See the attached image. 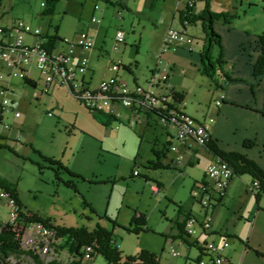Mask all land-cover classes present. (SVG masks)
<instances>
[{
	"label": "rangeland",
	"instance_id": "374dc122",
	"mask_svg": "<svg viewBox=\"0 0 264 264\" xmlns=\"http://www.w3.org/2000/svg\"><path fill=\"white\" fill-rule=\"evenodd\" d=\"M190 1L194 2V14L205 9L204 0H60L54 15L42 16L46 0H2L0 27L10 29L16 21L23 20L35 34L58 35L69 41L78 40L83 32L94 35V47L83 51L89 60L87 82L92 88L116 76L127 79L129 86L136 82L147 88L156 69L169 67L170 78L174 75L179 81L175 88L170 84L176 92L184 91L186 95L182 103L186 115L204 122L214 118L210 109H217L215 100H222L217 87L223 78L216 72V83L186 57H175L174 49L165 50L167 43L177 48L190 47L170 39L173 33L183 32L177 11H184ZM211 6L212 11L236 16L229 26L254 36L264 35L261 0H211ZM94 16L101 24L92 22ZM201 24L189 25L186 30L196 52L205 37ZM119 31L125 34V42L115 51ZM218 53L216 48L213 55ZM119 62L129 70L121 68L115 73L112 67ZM10 73L0 62V74L5 76L0 80V114L5 107L0 125L9 126L0 131V177L18 183L25 212L64 228L92 231L102 227L114 235L123 260L149 252L160 257V264H198L202 257L199 248L220 242L227 231L239 234L246 228L248 209L258 204L251 177L234 176L222 203L215 196L212 205L216 207L204 209L193 193L200 182L207 181L204 163L215 155L199 145L193 151L199 150L201 158H194L184 148L171 151L170 145L178 149L182 145L177 140L176 127L146 111L143 123L132 117L105 128L67 85L52 86L46 92L35 67L29 77L37 83L36 88L25 85L19 76L9 77ZM17 112L19 117L15 116ZM44 158L61 163L75 176L51 166ZM135 171L140 176L134 177ZM69 182L74 188L65 186ZM179 207L198 221L196 233L185 236L194 245L192 248L179 238V225L186 219ZM140 217L146 226L134 223ZM206 220L210 224L207 233L200 226ZM137 227L148 231L127 230ZM213 229L220 232L214 234ZM227 242L230 247L225 255L238 245L229 237ZM172 249L179 256L174 257ZM53 256L62 264L72 261L67 250L58 246ZM8 264L34 263L23 257L12 258ZM93 264H107V260L97 255ZM203 264L212 263L206 258Z\"/></svg>",
	"mask_w": 264,
	"mask_h": 264
},
{
	"label": "built area",
	"instance_id": "2783aa9c",
	"mask_svg": "<svg viewBox=\"0 0 264 264\" xmlns=\"http://www.w3.org/2000/svg\"><path fill=\"white\" fill-rule=\"evenodd\" d=\"M194 7V2H189ZM98 7H96L97 9ZM93 23L101 24V20L94 16ZM187 28H183V32L173 33L171 40L177 43H185L190 46V51H194V40L186 33ZM94 35L85 32L78 35V40L62 41L63 47L56 45L55 49L47 47L48 38L43 34H35L31 25L23 20H18L9 29L8 27H0V62H3L11 71L10 76H19L22 79H30L29 74L35 67L44 82L45 91L48 92L52 86L67 85L73 96L82 104L97 112L110 113L117 118L123 117V112L130 113V119L136 117L139 123H143V112H149L158 109L164 110V124L172 125L177 128V140L184 144L188 141H194L196 145L204 147L210 140L209 123H213L211 118L204 122L188 117L186 113L177 114V110L170 109L173 104V98L176 93L170 84L169 67L159 71L156 69L153 77L147 83V88L135 83L129 86L128 81L119 76L104 79L99 86L92 88L86 80L89 72V60L84 57L83 51L94 47ZM31 37L34 43H28L27 38ZM125 34L118 32L115 42V51L125 42ZM166 51H175L178 49L172 44H166ZM122 62L113 66L115 73L124 68ZM19 70V72H18ZM81 73V76H79ZM5 76L0 74V80ZM225 96H222V100ZM222 100H215V105L219 108L222 106ZM5 107L1 108L3 115ZM183 113V114H182ZM16 117L20 114L17 112ZM9 126L7 124L0 125V131ZM171 151L178 152V148L170 145ZM139 172H135L137 175ZM235 173L231 166L221 160H215L208 168L207 181L199 183L197 189L194 190V198L200 199V204L204 209L210 207L215 201V196L219 200L223 199L230 181H232ZM258 187V183L254 185ZM158 191V187L153 188ZM16 198L0 186V229L7 226L22 227L21 214L23 210L19 207ZM8 212L6 213V211ZM198 224L195 217H191L186 221V231L189 236L196 233L194 227ZM204 231L210 228L209 221L206 220L201 225ZM56 231L42 224H30L24 230L22 237L21 249L25 252H32L39 256L44 262H51L56 258L54 255L55 246L58 244ZM227 241L219 243L210 242L205 245L204 254L209 257L212 264H234L225 255V251L229 248ZM83 256L79 258L78 264H93L95 261L94 251L91 246L86 247L82 251ZM174 257L179 254L172 249ZM27 257L33 260L31 256ZM22 257V258H23ZM203 264V261L201 262Z\"/></svg>",
	"mask_w": 264,
	"mask_h": 264
},
{
	"label": "trees",
	"instance_id": "16d2710c",
	"mask_svg": "<svg viewBox=\"0 0 264 264\" xmlns=\"http://www.w3.org/2000/svg\"><path fill=\"white\" fill-rule=\"evenodd\" d=\"M264 4V0H261ZM2 2V0H0ZM60 0H46L45 10L42 13V16H51L56 12L57 4H59ZM205 9L200 14H194L193 8L190 4L187 5V8L184 11H177L179 15L180 24L183 28H187L189 25L197 24L201 22V26L203 28L205 37L203 39V50L201 52V66L199 71L206 77L211 78L216 83H218L217 79H215L216 72H219V75L224 79H229L227 75H223V70L226 62L223 60L224 55V47L222 45V36L216 31L215 24L217 21H224L227 25H232L234 20L236 19L235 15L224 14L221 12L212 11L211 0H204ZM48 38L47 47L51 50L56 48V45L59 42L64 41L65 39H61L58 35H45ZM255 44L260 52V56L254 65V76L259 77L264 74V35H260L257 37ZM217 48L218 55L216 57L213 55L214 50ZM124 69L129 70L127 66ZM23 83L25 85H29L32 87H37V83L31 79H23ZM184 96L178 92L175 93L173 98V104L170 106V109L177 110V114H181L180 110L176 107L178 103H182ZM87 108V107H86ZM91 116L103 127L107 128L109 126H113L115 123L122 122L121 119L116 116L106 113V112H97V110H91L87 108ZM164 110L154 109L150 111V115H157L160 120L164 119L163 114ZM183 114V113H182ZM3 121V115L0 114V123ZM245 147H252L255 142L254 141H245ZM210 152H212L216 160H221L223 162L228 163L233 169L235 176H249L252 179L253 186H251L253 192L256 191L255 198L257 203L259 204L261 201L264 202V170L252 159L248 158L247 155L242 153H232L225 152L217 147V142L210 137L208 143L204 146ZM45 161L49 162L51 166H58L59 169H65L67 173L72 176V173L68 171L65 166L61 163L51 160L50 158H44ZM151 166L159 169L158 164L151 163ZM58 169V170H59ZM137 172V171H135ZM134 177L140 176L138 173ZM56 176L59 179V171H56ZM201 183V182H200ZM204 183V182H202ZM201 183V184H202ZM258 183V187L255 188L254 185ZM18 183L11 182L6 180L5 178L0 177V186L4 187L7 191H9L16 199L19 207L23 210L21 214V221L23 222L22 227H12L7 226L5 228L0 229V264H8L9 260L12 258H22L23 256H31L33 259L32 262L34 264H62V262L57 261V259L47 263L44 262L39 256L34 255L32 252H25L21 249L22 237L24 234V230L28 225L34 224H42L44 226H48L50 229L56 231L57 238L61 242H64V245H56L55 248L67 250L69 255L72 257V261L67 264H78L79 258L83 256L82 251L86 247L91 246L94 251V258L97 255L103 256L107 260V264H160V257H157L149 252H143L140 255L135 257H128L123 260V257L119 250L116 248L118 242L115 240L114 235L109 232V230L104 229L102 227H98L95 230H88L86 228H64L61 226L52 225L48 220H43L40 217L34 215L33 213H27L23 209L22 202L20 201V196L18 192ZM68 188H74V184L69 182L65 185ZM222 203V199L219 201ZM210 207L215 208V205H211ZM180 213H183L186 216L185 221H183L179 225V230L181 234H179V238H181L185 243L188 241L185 239V236L188 235L186 231V221L193 217L190 213H186L182 207H179ZM134 223L136 225L146 226L143 220V217L135 218ZM129 232H147L146 228L139 229L137 227L135 230H129ZM207 233V231H204ZM190 248L194 245L188 243ZM205 248H199L201 256L204 255ZM202 260L199 259L198 264H201Z\"/></svg>",
	"mask_w": 264,
	"mask_h": 264
},
{
	"label": "crops",
	"instance_id": "0c3cea01",
	"mask_svg": "<svg viewBox=\"0 0 264 264\" xmlns=\"http://www.w3.org/2000/svg\"><path fill=\"white\" fill-rule=\"evenodd\" d=\"M215 29L223 38V60L226 62L223 75H227L229 79L220 76L223 78V83L217 87V91L221 96H225V99L222 100L221 107L216 106L217 109H210L214 113V122L209 123V133L217 142L219 149L245 154L264 170V74L255 77L253 72L254 65L260 56L255 44L258 36L251 35L247 30L235 29L225 23L215 24ZM29 40L33 38L27 39L28 43ZM60 44L63 47L62 43ZM202 50L203 44L198 52L195 48L192 52L190 47L188 49L178 47L175 57H186L192 66L197 64L196 69L198 68L199 71ZM170 82L175 88L179 83L177 76L173 75ZM182 95L185 99L184 91ZM182 103H178L176 107L187 113ZM121 119H130V113L124 111ZM246 140L254 141L255 144L247 148L244 144ZM195 145L196 143L190 140L182 144L178 151L184 148L186 153H193L194 158L195 156L201 158L199 150L193 151ZM215 160L216 157L204 163L206 171ZM259 204L248 209L246 228H243L241 233L234 234L227 231L221 238L220 242L227 241L228 237L236 240L238 245L235 250L229 254L226 253L228 259L234 264H264V203L261 206ZM212 232L218 234L220 231L213 229ZM206 258L209 257L204 254L200 260L204 261Z\"/></svg>",
	"mask_w": 264,
	"mask_h": 264
}]
</instances>
